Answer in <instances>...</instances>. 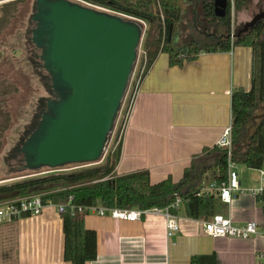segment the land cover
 Instances as JSON below:
<instances>
[{
    "label": "crops",
    "instance_id": "1",
    "mask_svg": "<svg viewBox=\"0 0 264 264\" xmlns=\"http://www.w3.org/2000/svg\"><path fill=\"white\" fill-rule=\"evenodd\" d=\"M250 66L251 50L244 46L203 52L181 67L169 66L159 53L134 95L115 173L146 169L152 183L178 181L191 159L214 146L230 124L231 93L250 88ZM217 200L214 214L264 227V212L250 193L229 203ZM175 216L179 230L168 238L161 213L128 221L88 211L84 226L95 231L96 258L86 264H190L192 255L210 252L216 264H264L256 256L264 251L263 235L213 238L204 234V220L188 218L182 208ZM62 249V219L54 206L0 221V264H70Z\"/></svg>",
    "mask_w": 264,
    "mask_h": 264
},
{
    "label": "trees",
    "instance_id": "2",
    "mask_svg": "<svg viewBox=\"0 0 264 264\" xmlns=\"http://www.w3.org/2000/svg\"><path fill=\"white\" fill-rule=\"evenodd\" d=\"M22 1L11 0L1 4L0 32L7 27L17 10V4ZM85 1L141 20L149 28L140 46L137 74L126 99L127 106L122 112L110 144L108 142L113 128L107 135L103 162L98 166L70 173L31 178L0 186V200L39 193L44 190L45 192L52 191L44 194L42 199H49L53 203L64 205V210L59 213L63 233L62 258L70 264H86L96 258L95 231L84 226V216L88 213L89 207L139 208L142 210L168 208L173 215H176L177 211L182 208L188 218L202 220L211 218L215 213L216 194L202 191V188L211 182L218 186L226 183V149L218 148L216 145L203 148L201 154L194 156L189 166L184 168L178 181L167 177L152 183L146 169L123 174L115 173V167L121 154L123 134H121V129L125 114L131 107L140 83L159 53L166 54L169 66L181 67L185 62L196 59L203 52L230 51L234 47L241 46L250 48L251 86L248 90L237 88L231 93V159L236 164H243L251 169L261 170L264 166V117L256 119L255 123L251 120L255 110L264 104V20L258 21L240 36H236L240 27L233 30L231 22V11L241 10L247 5L248 0H228L223 17L214 16L213 0H201L202 18L208 26L207 29L203 27L201 30L205 33L211 30L214 34L210 42L204 41L203 43L194 39L179 40L184 14L194 5H192V0ZM196 19L194 17L193 21H197ZM169 31L170 37L168 38ZM16 92L15 85L0 79V137L8 128L10 121L9 114L2 108L3 99ZM176 198L181 199V205L173 208L171 204ZM262 198L264 199L260 195L255 198L258 207L262 205V202L260 203ZM190 264H216V255L214 252L192 255Z\"/></svg>",
    "mask_w": 264,
    "mask_h": 264
},
{
    "label": "water",
    "instance_id": "3",
    "mask_svg": "<svg viewBox=\"0 0 264 264\" xmlns=\"http://www.w3.org/2000/svg\"><path fill=\"white\" fill-rule=\"evenodd\" d=\"M227 2L213 0L214 16L225 15ZM39 5L45 7L38 18L48 34L46 63L56 69V80L70 92L27 151L34 155L36 165L94 163L100 159L120 109L140 31L118 17L66 0H39ZM260 20H264V10L244 22L236 36ZM262 117L264 111L251 120L255 123Z\"/></svg>",
    "mask_w": 264,
    "mask_h": 264
},
{
    "label": "rangeland",
    "instance_id": "4",
    "mask_svg": "<svg viewBox=\"0 0 264 264\" xmlns=\"http://www.w3.org/2000/svg\"><path fill=\"white\" fill-rule=\"evenodd\" d=\"M8 1L11 0H0V6ZM66 1L95 10L93 3L85 0ZM85 2L90 3L92 7ZM192 5L193 8H189L184 14L179 40L194 39L200 43L210 42L212 38L210 32L205 33L201 30L203 27L208 28L202 18L201 0H192ZM44 8L39 5V0H23L17 4V10L7 27L0 32V79L7 80L17 87V92L6 96L2 102L3 111L9 114L10 121L8 128L0 137V186L98 166L103 162L105 155V150H103L100 159L91 164L68 163L62 166L49 167L34 164V155L27 151V146L35 142L37 135L42 132L48 117L54 115V108L70 92L69 88L58 83L55 77L56 69L49 66L45 60L48 34L44 29L42 31V23L38 18V14ZM261 10H264V0H248L247 5L241 10H232V29L241 27L242 23L249 21L255 13ZM95 11L132 23L140 31V40L136 47V59L113 126L115 134V129L118 127L122 112L127 106L126 99L137 74L140 46L149 28L146 23H141L138 19L106 8ZM195 13L197 16H194ZM194 17L195 19L197 17V21H193ZM263 111L264 104L255 110V114ZM114 134H111L108 144L111 143ZM261 170L263 173L258 169L237 164L236 171L241 180V188L259 187L262 178H264V166ZM51 192L41 191L42 194ZM218 202L215 199V205Z\"/></svg>",
    "mask_w": 264,
    "mask_h": 264
},
{
    "label": "built area",
    "instance_id": "5",
    "mask_svg": "<svg viewBox=\"0 0 264 264\" xmlns=\"http://www.w3.org/2000/svg\"><path fill=\"white\" fill-rule=\"evenodd\" d=\"M86 3V2H85ZM90 6V3H86ZM93 8L102 9L100 6L92 4ZM92 5L90 7H92ZM133 18V17H132ZM141 23L143 21L139 20ZM144 23V22H143ZM132 104V103H131ZM131 108V107H130ZM129 110L125 114V121L122 124L121 134L124 131L126 120L129 116ZM114 134V130L112 131ZM218 148L226 149L227 154V180L223 185H216L211 182L207 184L202 191L214 192L216 197L222 202L229 203L232 199L236 198L239 193L245 191L250 193L254 199L257 195L264 197V178L257 188H241L239 175L236 171L237 164L231 159V126L228 124L222 131L221 135L215 144ZM106 152V149H104ZM263 173V170H260ZM41 192L10 197L7 199L0 200V221L1 222H12L22 216L26 215H37L39 214L45 206H54L58 213L64 210L63 204L53 203L51 200H43ZM71 197L69 198V200ZM262 205L259 208L263 211L264 199L260 200ZM181 205V199L176 198V200L171 204V207L178 208ZM88 211H95L100 215L109 214L112 217L120 218L128 221L139 220L146 213H161L165 219L166 236L168 238L172 237L178 230L179 226L177 223L176 216L168 211V208L164 209H149L142 210L139 208H129V209H119L111 208L107 209L104 207L92 206L88 208ZM264 212V211H263ZM203 232L210 237H221L229 236L239 239H247L250 236L259 234L264 236V227H261L255 221H246L241 224H234L229 216H224L222 214H213L211 218L204 220L203 222ZM259 259L264 263V251H260L256 254Z\"/></svg>",
    "mask_w": 264,
    "mask_h": 264
},
{
    "label": "flooded vegetation",
    "instance_id": "6",
    "mask_svg": "<svg viewBox=\"0 0 264 264\" xmlns=\"http://www.w3.org/2000/svg\"><path fill=\"white\" fill-rule=\"evenodd\" d=\"M242 24H243V23H242ZM241 27H242V25H241ZM241 27H240V28H241ZM240 28H239V29H240Z\"/></svg>",
    "mask_w": 264,
    "mask_h": 264
}]
</instances>
